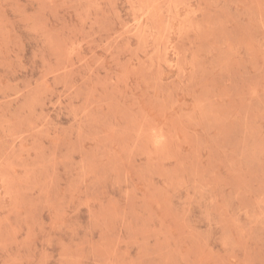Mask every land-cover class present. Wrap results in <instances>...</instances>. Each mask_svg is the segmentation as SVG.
Wrapping results in <instances>:
<instances>
[{"label":"rangeland","instance_id":"rangeland-1","mask_svg":"<svg viewBox=\"0 0 264 264\" xmlns=\"http://www.w3.org/2000/svg\"><path fill=\"white\" fill-rule=\"evenodd\" d=\"M0 264H264V0H0Z\"/></svg>","mask_w":264,"mask_h":264}]
</instances>
